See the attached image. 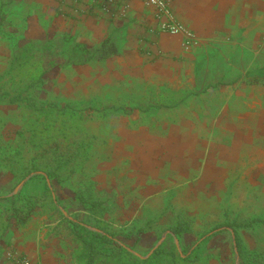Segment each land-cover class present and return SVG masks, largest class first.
<instances>
[{"label": "rangeland", "instance_id": "1", "mask_svg": "<svg viewBox=\"0 0 264 264\" xmlns=\"http://www.w3.org/2000/svg\"><path fill=\"white\" fill-rule=\"evenodd\" d=\"M15 2L14 11L7 17L12 23H6L0 33V70L6 64L10 52L7 39L17 46L27 40L52 41V50L57 53L55 57L62 58L70 53L76 43L85 45L90 51L94 50L114 29L120 53L104 61L91 59L84 64L55 67L44 77L35 93L39 100L94 108L85 113L87 119L81 122L83 129L96 137L90 156L92 167L90 165L83 169L63 186L56 182L50 183L40 176V171L16 183L13 170L20 166L17 159L12 157L7 163L0 158V196H12L17 192L40 195L47 183L54 189L66 217L90 223L89 213L74 199L73 191L92 180L93 188L99 195L110 198L109 215L114 228L122 227L125 223L131 225L132 222L138 225L141 219L154 225L163 201L159 203L157 199H140L137 193L151 186H165L168 177H173L177 171L168 168L165 173L167 177L163 178L160 173L151 175L146 170L141 171L139 165L144 152L139 149L141 141L139 135L134 134V127L155 125L159 121L178 126L187 120L195 126H206L211 139L219 137L223 129L215 125L218 110L227 109L234 117L249 109V105L243 101L245 97L238 96L240 86L228 88L215 99L199 97L198 88L176 90L151 84L143 70V56L134 49L136 42L129 36L131 31L128 34L127 30H123L117 21L120 14L113 13L117 9L110 7L111 3L118 5V0H92L86 3L88 7H84L83 2L76 4L75 0ZM95 5L100 11L92 10ZM260 59V56L257 57L254 64L261 62ZM244 75V83L247 79L262 80L264 83V67L261 70H247ZM218 83L226 82L220 80ZM260 97L264 99V95ZM0 116V152L23 148L26 144L23 130L29 126L32 117L30 112L20 106L0 105ZM230 121L228 118L227 122ZM127 125L131 128L128 134ZM249 163L250 160L245 158L227 170V183L211 189L208 207L194 208L177 204L167 198L166 195L170 193L163 190L166 201L165 208L161 210L171 213L173 220L180 219L190 228L182 236V246L174 238L178 252L189 257L187 264H240L233 239L234 231L242 243L244 260H249L250 264H264L263 185H251L243 180V172L248 169L246 166ZM187 176L192 178L190 174ZM46 218L43 209L36 208L24 225L0 239L3 244L0 264H11L7 258L8 251L20 253L32 264H63L68 242L53 234L51 227L55 223H47ZM232 221L235 222L233 227L227 226ZM248 222V226L235 225ZM168 233L164 232L158 237L153 230L148 229L141 233L136 242L134 237L120 239L135 254L146 258L165 240Z\"/></svg>", "mask_w": 264, "mask_h": 264}, {"label": "crops", "instance_id": "2", "mask_svg": "<svg viewBox=\"0 0 264 264\" xmlns=\"http://www.w3.org/2000/svg\"><path fill=\"white\" fill-rule=\"evenodd\" d=\"M91 1L75 3L88 7L86 3ZM118 1L110 7L120 14L117 21L123 30L131 31L129 36L136 42L134 49L143 56V70L151 84L176 90L198 88L199 97L215 99L228 88L240 86L238 96L245 97L243 101L249 105L247 111L234 117L227 109L218 110L215 125L223 130L213 139L206 126L187 120L178 126L159 121L134 127L141 141L139 149L144 152L141 171L160 173L161 178L167 177L168 168L177 171L165 186L138 191L140 199L163 201L160 213L165 208L164 190L177 204L208 207L211 189L224 186L227 170L245 158L250 163L243 180L262 184L264 193V99L260 97L264 83L254 79L243 82L245 71L264 67V0H168L174 18L193 32L196 43L191 46L184 45L183 36L164 31L156 11L142 0ZM92 10L100 8L95 5ZM259 56L261 62L254 64ZM220 80L226 83L219 84ZM128 126L126 134L131 129Z\"/></svg>", "mask_w": 264, "mask_h": 264}, {"label": "trees", "instance_id": "3", "mask_svg": "<svg viewBox=\"0 0 264 264\" xmlns=\"http://www.w3.org/2000/svg\"><path fill=\"white\" fill-rule=\"evenodd\" d=\"M16 0H0V33L10 20ZM12 23V21L10 22ZM9 56L0 70V105L24 107L32 115L26 133L25 146L18 151L2 153L0 158L10 163L17 159L20 166L14 171L16 183L27 175L40 171V176L63 186L83 169L92 167L90 156L96 139L82 127L85 113L92 107H74L69 103L39 100L36 90L42 85L44 77L55 67L71 64H84L91 59L104 61L120 53L115 30H111L90 51L85 45L76 43L66 57L56 58L52 41L27 40L21 46L8 40ZM262 68H259L261 70ZM255 78H257L255 76ZM105 109V107H104ZM2 118L0 116V122ZM94 167V165H93ZM93 188L92 180L84 183L82 188L73 191L74 199L90 215V223L66 217L62 205L56 198L54 189L45 183L40 195H26L17 192L12 196H0V239L10 231L24 225L36 208H42L47 223L53 234L68 242L63 264H187L188 256L178 252L174 238L182 246V236L190 231L188 225L180 219L173 220L161 211L155 218L154 225L148 220L131 225L115 227L110 217V198H102ZM132 221V220H131ZM235 222L227 224L229 227ZM248 223H236V226H248ZM136 225V226H135ZM223 226V225H220ZM124 229V230H123ZM153 230L157 236L169 232L165 240L152 253L142 258L135 254L120 238L134 237L135 242L145 230ZM130 231H134L131 233ZM233 239L240 264H250L244 260L242 243L233 232ZM6 241V240H5ZM0 242V249L2 248ZM254 264V263H253Z\"/></svg>", "mask_w": 264, "mask_h": 264}, {"label": "built area", "instance_id": "4", "mask_svg": "<svg viewBox=\"0 0 264 264\" xmlns=\"http://www.w3.org/2000/svg\"><path fill=\"white\" fill-rule=\"evenodd\" d=\"M103 1V0H96ZM112 0H104V2H111ZM124 1V0H122ZM148 7L153 8L158 17L160 27L171 35H181L184 39L185 46H191L196 43L195 36L191 30L178 22L170 9L168 0H142ZM7 258L11 264H32L31 261L23 257L18 252H7Z\"/></svg>", "mask_w": 264, "mask_h": 264}, {"label": "water", "instance_id": "5", "mask_svg": "<svg viewBox=\"0 0 264 264\" xmlns=\"http://www.w3.org/2000/svg\"><path fill=\"white\" fill-rule=\"evenodd\" d=\"M20 185H21V184H19L18 188L20 187ZM18 188H17V189H18ZM161 241H162V240H160V241L158 242V244H159ZM158 244H157V245H158ZM157 245H156V246H157Z\"/></svg>", "mask_w": 264, "mask_h": 264}]
</instances>
